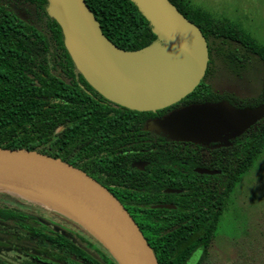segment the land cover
Wrapping results in <instances>:
<instances>
[{
	"label": "trees",
	"instance_id": "16d2710c",
	"mask_svg": "<svg viewBox=\"0 0 264 264\" xmlns=\"http://www.w3.org/2000/svg\"><path fill=\"white\" fill-rule=\"evenodd\" d=\"M85 1L104 34L119 47L135 51L160 43L151 21L134 0ZM170 1L201 28L208 42V67L201 82L180 101L165 108L140 111L109 100L87 81L65 45L61 25L49 14L48 0H0V146L40 150L82 166L89 173H92L95 159L101 158L107 169L108 155L96 157L93 154V127L120 124L127 111L129 114L125 118L130 119L132 130L123 142L128 141L131 146L127 159L129 170L133 173L130 163L142 158L137 157L135 151L145 148L152 150V155L146 158L149 160L147 176L140 177V172L137 176L131 174L129 183L119 191L133 199V209L139 215L138 225L158 263L188 264L198 249L209 246L223 209L224 196L263 151L264 117L235 135L229 144L218 143V140L208 143L179 141L157 129L161 134L159 153L140 146L142 139L151 133L142 128L150 116H158L161 120L175 109L190 105L228 102L237 109L262 106L264 47L230 21L195 13L185 8L183 0ZM218 61L238 76L252 77L250 71L256 69L259 73L256 77L261 78L257 93L237 96L216 89L209 76L213 75ZM104 103L111 104L110 109L115 112L111 114ZM53 138V149H42ZM121 141L120 138L113 140L115 158ZM64 147H78L80 154L84 151L86 158L81 160L85 165L75 163L76 157H64ZM198 168L220 169L224 173L202 175L197 173ZM159 182L158 189L151 188ZM164 201H174L179 207H156ZM0 221L31 230L39 252L49 255L48 264H118L103 246H95L96 251L90 252L89 248L43 223L34 211L2 199ZM80 237L92 244L91 240Z\"/></svg>",
	"mask_w": 264,
	"mask_h": 264
},
{
	"label": "water",
	"instance_id": "95a60500",
	"mask_svg": "<svg viewBox=\"0 0 264 264\" xmlns=\"http://www.w3.org/2000/svg\"><path fill=\"white\" fill-rule=\"evenodd\" d=\"M48 1L49 14L61 25L77 68L97 91L115 103L140 111L165 108L192 92L206 73V37L170 0H134L161 40L151 48L135 51L119 47L104 34L85 0ZM216 104L175 109L159 121L157 129L179 141L208 143L240 134L264 117V104L238 109L235 114L215 111ZM197 171L222 173L207 168ZM17 189L44 195L65 211ZM0 191L41 202L73 218L118 264H159L140 226L117 196L59 157L0 146ZM156 207L178 208L172 203Z\"/></svg>",
	"mask_w": 264,
	"mask_h": 264
},
{
	"label": "rangeland",
	"instance_id": "374dc122",
	"mask_svg": "<svg viewBox=\"0 0 264 264\" xmlns=\"http://www.w3.org/2000/svg\"><path fill=\"white\" fill-rule=\"evenodd\" d=\"M183 5L195 13L241 26L253 34L258 45L264 47V0H183ZM214 69L215 73L210 79L219 91L237 96L257 93L261 78L256 77L259 76L256 69L250 71L252 77L238 76L221 61L215 63ZM213 108L223 114H235L238 110L228 102L216 104ZM234 136L217 142L229 144ZM17 195L0 191L3 197L0 199L34 211L43 223L89 248L88 251L94 252L95 246H103L73 218L41 202ZM79 234L94 245L83 241L77 236ZM104 251L108 252L106 248ZM188 264H264V149L224 196L223 209L209 246L198 249Z\"/></svg>",
	"mask_w": 264,
	"mask_h": 264
},
{
	"label": "flooded vegetation",
	"instance_id": "af4514ba",
	"mask_svg": "<svg viewBox=\"0 0 264 264\" xmlns=\"http://www.w3.org/2000/svg\"><path fill=\"white\" fill-rule=\"evenodd\" d=\"M236 26L239 28V30H242L243 32L248 33L241 26L239 25H236ZM248 34L253 41H256L252 33H248ZM214 73H215V69H214ZM210 77L211 76H209V80L212 82ZM104 104L108 106V111H110L111 114L115 112L114 110L112 112V110L110 109L111 104L109 103H104ZM128 114L129 113L127 111H124V114L122 117V123L117 124L115 126L97 124V125H94L93 127L94 129V134L92 136L93 154L96 157H102L104 155H108L106 158L107 164H108L107 169L104 168L105 166V165L103 166L104 160L101 158L95 159L93 166L91 167L92 173L87 172V170L84 169L82 166L78 167L74 165L73 163L66 161L62 157H59V158L84 170L85 172L90 174L92 177H94L96 180H98L101 184H103L105 187H107L111 192H113L117 196V198L123 203V205L127 208V210L130 212V214L133 216V218L138 223L139 215L133 209V204H132L133 199L128 198L127 194H122L119 191V189H121L122 187H125V184L129 183V182L127 183V180L130 179L131 174H134V176H137V174L140 172V177L147 176L146 168L149 164V160H147L146 158L152 155V150L148 151V150H145V148H143V150L139 149L135 151V155L137 157L140 156L142 158L134 160L130 163L131 167L134 168V171L132 173L129 170V165L127 164L128 154L130 153L131 146L128 141L123 142L129 138L130 132L132 130L129 124L130 119L125 118L128 116ZM159 120H160V117L158 116H150L145 120V123L142 129L148 130L151 133L149 136H145V138L142 139L143 143L140 145L142 147L146 146L151 149H155V151L158 153L159 151L157 150V148H161V142L158 141V138L161 136V134L157 133ZM115 138H120L122 140L120 145L117 148L118 150L117 158H115V155H114L115 149L113 145V140ZM152 139L154 140L152 141ZM167 141H172V140L167 139ZM53 143H54V138L51 139L48 144L44 145L42 149L44 148L49 149V150L53 149V146H52ZM169 145H171V143ZM209 147L210 146H207V148ZM77 149L78 147L72 148V149L64 147L62 151V155H64V157L69 158V159H73L74 157H76L74 161L75 163H78L79 165H85L84 161L81 160V158H86L85 152L81 150L80 151L81 154H80ZM206 151L208 152V149H206ZM171 152L173 154L176 153L174 150ZM172 163L174 164V166L176 165V158L172 159ZM216 170H220V169H216ZM221 171L222 173H217L214 175L223 174L224 171L223 170ZM197 173L202 174V175H210V174H204L200 172H197ZM158 177L159 179H162V176L160 175V173L158 174ZM173 178L176 180V175H174ZM205 185L207 186V183ZM159 187H160V182L157 183L155 186H151L152 189H158ZM168 188L170 187H165V189H168ZM163 203H172L178 206V204L174 201H164L162 203H157L156 205L163 204ZM10 204H13V203H10ZM15 206L18 207V205H15ZM161 209H166V208H161ZM47 225L49 226V224ZM58 232L62 233L60 231ZM77 236H83V235L79 234ZM46 243L49 244V240H47ZM39 251H40V248L38 246V242L35 240L34 235L31 234V230L29 229L24 230V228L19 229L16 225H11L5 221H0V264H48L46 261L50 259L49 255H47L46 253L41 254ZM74 259L79 260L76 257H74ZM58 262H62V261L58 260Z\"/></svg>",
	"mask_w": 264,
	"mask_h": 264
},
{
	"label": "bare ground",
	"instance_id": "6f19581e",
	"mask_svg": "<svg viewBox=\"0 0 264 264\" xmlns=\"http://www.w3.org/2000/svg\"><path fill=\"white\" fill-rule=\"evenodd\" d=\"M19 190L21 193H23L24 195H28V196H34L36 198H39L41 200H44L48 203H50L49 205H53V206H56V208L58 207L59 210H64L58 203H56L55 201H52L51 199H49L48 197L44 196V195H41L39 193H35V192H32V191H27L25 189H17ZM65 211V210H64ZM59 214V213H58ZM62 215V214H61Z\"/></svg>",
	"mask_w": 264,
	"mask_h": 264
}]
</instances>
